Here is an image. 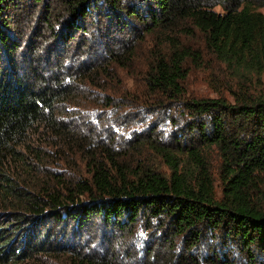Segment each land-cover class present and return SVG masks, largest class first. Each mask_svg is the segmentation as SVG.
Listing matches in <instances>:
<instances>
[{
  "label": "trees",
  "instance_id": "trees-1",
  "mask_svg": "<svg viewBox=\"0 0 264 264\" xmlns=\"http://www.w3.org/2000/svg\"><path fill=\"white\" fill-rule=\"evenodd\" d=\"M21 3L63 49L0 61V207L17 210L0 218L40 225L14 243L0 224V264H132L83 241L94 216L146 264H264V0H0L7 57L23 46L8 11ZM210 55L231 99L186 95ZM53 219L75 222L60 236L81 249L50 238ZM137 220L151 246L125 233Z\"/></svg>",
  "mask_w": 264,
  "mask_h": 264
},
{
  "label": "rangeland",
  "instance_id": "rangeland-1",
  "mask_svg": "<svg viewBox=\"0 0 264 264\" xmlns=\"http://www.w3.org/2000/svg\"><path fill=\"white\" fill-rule=\"evenodd\" d=\"M26 5V4H25ZM24 4L21 3V9L22 11L20 12L18 10H15V8H11L8 10L10 13H14L16 17V13H20L21 15V21L16 20L13 22V26L11 27V30H13V34H15V37L17 39H21L23 42V46L20 48V51L13 56L7 57V53L3 52L0 50V61L4 64V67L6 68L7 64H11L12 57H14V61L16 62H21L23 59V55H29L31 53V46L36 45L38 46V50H40V53H43L44 55L47 53H52V52H59L60 50L63 49V42H61L59 39L56 38L54 33H52L50 30H48V27L46 24H44L43 20V13L39 11V8L35 12L32 7L29 5L25 6ZM27 7V8H26ZM26 8H30V16H26L23 14V10ZM217 10L221 11L222 7L220 5H217L215 7ZM260 10L264 12V5L259 7ZM16 11V12H15ZM18 15V14H17ZM103 21L102 24L103 28H100V31L105 30V15L102 16ZM87 25L89 26V29L95 28L97 25L96 23H93L90 18L87 20ZM18 27V28H17ZM111 29L113 30V33L115 34V38H122L123 35H128L129 34V28L125 29L124 31L121 32L120 26H117L116 24H113ZM99 31V32H100ZM81 32H77L78 36L80 35ZM120 38V39H121ZM75 42V41H74ZM72 44H74L72 42ZM22 63V62H21ZM25 64V62H24ZM224 64H221L215 57L213 59V56H207L204 60L203 65L201 66H195L191 64L190 68V75L187 78V81L185 83V88H186V95H189L191 97L196 96V97H219L220 95H225L227 98L231 99L232 96L229 93L228 90L224 89V85L221 84V81L226 82L227 78L225 79V73L223 72L222 68ZM215 157V152H213ZM165 168V167H164ZM216 172V167L214 168ZM217 177V176H216ZM217 191L218 194L220 195L221 191V186L217 185ZM4 211V213L7 214H15L16 208H11V207H0V211ZM21 211H24V209L20 208ZM21 218H17L16 216H13L12 218L10 216H7V218H3V216L0 218V224H7V230L10 232L11 240H14V243H17L19 239L21 238H27L25 236V233L27 231V227L29 225L34 226L36 225V222H31L35 218H32V214L29 211H26L25 213H22ZM37 221V219H36ZM74 223L72 221L68 220H51L48 222L46 227H49L51 231L50 238H55L54 241H61L68 243L70 246L74 245V247H70L72 249H81L80 248V242L77 239H69L68 238H61L60 234H64V232H71L72 229L74 228ZM131 230L126 229L125 233L126 234H134V236L139 235L138 233H141L146 235L145 242L151 246L152 242V237L149 235L148 232H146V224L142 220H137L135 223H133ZM40 228L39 221L37 222V225L34 228L37 230ZM14 229V230H12ZM47 229V230H48ZM109 231L106 233L105 236H103V233L105 232L103 229V221L100 219V216H94L91 217L90 220L81 228H79L77 231L83 232L82 239L89 238V237H94L98 242H101L102 246H107V249L109 250L108 245H113L115 246V251L118 254V256L121 259H124L126 263H137V264H146L144 261L143 256H141L142 253L140 251L135 252L133 247H130V245H124L123 242H129V243H135L136 239L134 237L131 238H124L125 234H122L120 231H117L116 229H113L112 231H117L116 236H113V233L111 232V229H108ZM129 230V231H128ZM31 231V234L34 233ZM47 233V231H45ZM78 233V234H79ZM53 240V239H52ZM102 252V249L101 251ZM237 253V251H236ZM239 254V253H237ZM237 257H240L238 255ZM30 264V263H28ZM38 264V263H35ZM44 264H67L66 259L64 257H58L56 261H46Z\"/></svg>",
  "mask_w": 264,
  "mask_h": 264
}]
</instances>
